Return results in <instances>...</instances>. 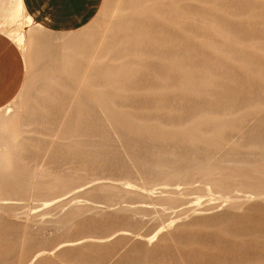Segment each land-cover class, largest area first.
Wrapping results in <instances>:
<instances>
[{"label":"rangeland","instance_id":"1","mask_svg":"<svg viewBox=\"0 0 264 264\" xmlns=\"http://www.w3.org/2000/svg\"><path fill=\"white\" fill-rule=\"evenodd\" d=\"M117 1L72 32L0 23L25 37L0 108V264H264V0ZM106 27L122 50L97 89L72 47Z\"/></svg>","mask_w":264,"mask_h":264},{"label":"crops","instance_id":"2","mask_svg":"<svg viewBox=\"0 0 264 264\" xmlns=\"http://www.w3.org/2000/svg\"><path fill=\"white\" fill-rule=\"evenodd\" d=\"M32 22L50 32H72L90 22L102 0H21ZM20 47L0 32V108L10 103L24 82Z\"/></svg>","mask_w":264,"mask_h":264},{"label":"bare ground","instance_id":"3","mask_svg":"<svg viewBox=\"0 0 264 264\" xmlns=\"http://www.w3.org/2000/svg\"><path fill=\"white\" fill-rule=\"evenodd\" d=\"M5 1H7V0H5ZM5 1L4 0H0V23L2 22V23H4L5 25L7 24V25H12V24H16V23H19V22H22V20H23V18L25 17L26 19H27V22L28 23H33L32 22V19H31V17L28 15V14H26L25 13V11H24V8H23V5H22V2H21V0H13V4H12V6H7L6 4H5ZM7 2H9L10 3V1H7ZM118 2V3H117ZM116 2V6H114L113 7V14H116V12L117 11H119L120 10V7H119V0ZM121 2V1H120ZM9 3H7V4H9ZM107 25H109V24H107ZM106 25V26H107ZM138 25V24H137ZM37 26H39V25H37ZM129 26H131V25H129ZM40 27V26H39ZM108 27V26H107ZM107 27L105 28L106 30H104V32H103V34L99 37V39H98V41H97V44L95 45V48H94V50H93V53H91L90 54V56L88 55L87 57H83L82 56V53L80 54L79 53V48H80V46H77V45H75V46H73L72 48H73V50H75V52H76V50H77V55H74L73 56V60H72V62L70 63L71 64V67L72 68H76L77 70H78V72H76L77 73V75L78 74H80L81 75V81H83V78H85V80L87 81V79H89V77H90V75H93V81L92 82H90L89 80H88V82H90V83H92L97 89H100L101 87H102V83H104L105 84V79H103L102 81L100 80L104 75H106V74H108L107 72H106V70H105V66H106V64H103L102 66H100V64H99V60H100V57H104V55H106L108 52L110 53V52H114V51H118L119 50V48H120V43H119V45H117V40H108L107 39V37H106V35L105 34H107L108 32H107ZM119 27H128L127 26V24H125V23H119ZM131 28H132V26H131ZM139 28V27H138ZM156 27H152V30H154ZM43 29V28H42ZM41 29V30H42ZM141 30H143V28L141 29ZM151 30V31H152ZM137 31V30H136ZM135 31V32H136ZM139 31V30H138ZM146 32H147V30H146ZM149 32H150V30H149ZM155 32H156V30H155ZM139 33H140V31H139ZM142 33V32H141ZM143 33H144V30H143ZM142 33V34H143ZM165 33V32H164ZM132 35H133V33H131ZM135 34V33H134ZM137 34V33H136ZM157 34V33H156ZM118 35V34H117ZM130 35V34H129ZM144 35V34H143ZM146 35V37H148L149 35L146 33L145 34ZM144 35V36H145ZM143 36V37H144ZM160 36V35H159ZM134 37H135V35H134ZM141 37V36H140ZM152 37H154V36H152ZM28 38H30V37H28ZM121 38H123V37H121ZM133 38V37H132ZM142 38V37H141ZM15 39H16V42H17V45L19 44V45H23V44H25L24 42H25V37H24V34H23V31L21 32H17L16 34H15ZM14 39V40H15ZM150 40L149 41H152V40H154V39H151V38H149ZM157 39H159V38H157ZM158 42V41H157ZM149 43V42H148ZM151 43V42H150ZM134 46H138V44H135V43H132ZM126 46H127V44H126ZM23 49V48H22ZM81 49H83V48H81ZM121 49V48H120ZM56 50V49H55ZM122 50V49H121ZM24 51V50H23ZM84 51V50H83ZM88 51H90L89 49H87V52ZM137 51H139V50H137ZM131 52V51H130ZM126 53V52H125ZM168 53V52H167ZM23 54H24V52H23ZM141 54V53H140ZM86 55V54H85ZM167 55V54H166ZM112 61V60H111ZM126 65V64H125ZM109 67V66H108ZM71 68V69H72ZM118 68V67H117ZM116 68V69H117ZM107 69H109L110 70V68H107ZM68 72H70V71H68ZM106 73V74H105ZM72 74V73H71ZM104 74V75H103ZM79 75V76H80ZM118 75V74H117ZM76 76V75H75ZM62 77V76H61ZM71 77V76H70ZM119 77V76H118ZM117 77V78H118ZM132 77V76H131ZM104 78V77H103ZM106 78V77H105ZM92 79V78H91ZM107 79V78H106ZM84 80V81H85ZM109 80V79H108ZM110 80H112V78L110 79ZM85 81V82H86ZM112 82H113V80H112ZM82 83V82H81ZM80 83V84H81ZM109 83H110V81H109ZM116 83V82H115ZM76 84V83H75ZM112 84V83H111ZM110 84V85H111ZM72 85V84H71ZM78 85V84H77ZM107 85V84H106ZM72 87H74V86H72ZM80 87V86H79ZM114 87V86H113ZM75 88V87H74ZM127 88V87H126ZM51 89V88H50ZM82 90V89H81ZM84 90V89H83ZM126 90V89H125ZM79 88L76 86V89H75V92L78 94L79 93ZM107 91H108V89H107ZM106 90L105 91H103V92H106L107 93V95H105L103 92H101V97H102V99H105L107 96H110L112 93H110L109 91L107 92ZM113 91V90H112ZM59 92V91H58ZM87 93V92H86ZM99 93V92H98ZM72 94V93H71ZM100 94V93H99ZM79 96V95H78ZM74 98L76 97V96H73ZM88 97V96H87ZM111 97V96H110ZM82 97H78L77 99H76V101H77V108H78V105L80 106L83 102L81 101L82 99H81ZM71 99H72V97H71ZM73 100V99H72ZM112 101V100H111ZM75 104V103H74ZM138 105V104H137ZM54 106V105H53ZM8 108V107H7ZM81 109V108H80ZM103 109V108H102ZM78 109H76V113L77 112H79V111H77ZM85 110V109H84ZM102 111H105L106 112V109H104V110H102ZM40 112V111H39ZM75 113V114H76ZM80 113V112H79ZM89 113V112H88ZM104 113V112H103ZM78 115V114H77ZM76 115V116H77ZM73 116H75V115H73ZM80 116V115H79ZM78 116V117H79ZM63 120V119H62ZM60 123H62V121L60 122ZM59 127H61V125H59ZM59 132V131H58ZM56 138H57V136H56ZM63 138V137H62ZM52 142V141H51ZM54 142V141H53Z\"/></svg>","mask_w":264,"mask_h":264}]
</instances>
